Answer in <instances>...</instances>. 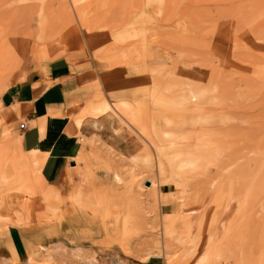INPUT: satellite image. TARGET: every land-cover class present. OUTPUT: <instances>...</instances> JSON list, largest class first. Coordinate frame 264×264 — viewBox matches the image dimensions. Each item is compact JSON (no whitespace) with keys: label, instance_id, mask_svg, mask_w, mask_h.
Returning a JSON list of instances; mask_svg holds the SVG:
<instances>
[{"label":"rangeland","instance_id":"rangeland-1","mask_svg":"<svg viewBox=\"0 0 264 264\" xmlns=\"http://www.w3.org/2000/svg\"><path fill=\"white\" fill-rule=\"evenodd\" d=\"M36 29L46 41L18 45ZM16 46L0 95L32 61L64 57L94 91L75 125L106 113L120 129L79 136L61 189L3 124L0 259L61 246L70 264H264V0H0V54ZM188 86L208 95L184 100Z\"/></svg>","mask_w":264,"mask_h":264},{"label":"crops","instance_id":"crops-1","mask_svg":"<svg viewBox=\"0 0 264 264\" xmlns=\"http://www.w3.org/2000/svg\"><path fill=\"white\" fill-rule=\"evenodd\" d=\"M88 72L84 63L71 64L64 57L32 61L24 80L0 95V121L3 109L10 116L0 122V141L2 126L7 123L11 134L21 137L31 161L41 166L40 173L51 187L67 188L68 176L77 173L74 162L82 154L80 135L89 137L109 131L113 138L109 142L119 138L120 126L113 130L106 114L96 119L86 116L81 126L75 125L77 117L85 114V106L95 104L88 103L94 92ZM76 106L80 107L79 113L72 110ZM94 121L102 125L100 130L94 129ZM20 123H24V128H20ZM86 262L83 264L95 263ZM160 263V258L152 256L145 262L131 264Z\"/></svg>","mask_w":264,"mask_h":264},{"label":"bare ground","instance_id":"bare-ground-1","mask_svg":"<svg viewBox=\"0 0 264 264\" xmlns=\"http://www.w3.org/2000/svg\"><path fill=\"white\" fill-rule=\"evenodd\" d=\"M42 27V25H41ZM44 29V28H43ZM49 29V28H48ZM67 29V28H66ZM56 30V29H55ZM33 31V30H32ZM37 31V29H36ZM61 31V30H60ZM74 31V30H73ZM52 32V30H51ZM63 32V31H62ZM43 31H37L33 34H29L28 36H25L24 39H20L19 43L18 44L19 46H21L22 44L25 45V43L27 42L28 45H26L25 47L26 48H29V47H35L36 45H38V43L42 42L43 39H44V36H42L43 34ZM48 33V32H47ZM54 33V32H53ZM67 33V32H66ZM51 34L49 33V36ZM63 35V34H62ZM48 36V37H49ZM71 37V35H69ZM73 36V35H72ZM43 37V39H42ZM67 37V36H66ZM65 38V37H64ZM46 41V39H44ZM51 42V41H50ZM50 42H47V43H50ZM66 43V41H65ZM45 44V43H44ZM53 44V43H52ZM19 46H16L17 48L13 47H9L6 51V53L3 55L2 53L0 54V68L1 67H8L10 65L12 66H16V64L18 63V58L19 56H21V49H19L18 47ZM49 47V46H48ZM47 47V48H48ZM49 49V48H48ZM50 50V49H49ZM48 50V51H49ZM47 51V52H48ZM51 51V50H50ZM47 55V54H46ZM49 56V55H48ZM53 57V56H52ZM44 58V57H43ZM51 58V57H50ZM20 59V58H19ZM52 60V59H51ZM13 69V67H12ZM10 69V71L12 70ZM12 85V84H11ZM10 85V86H11ZM214 90V89H213ZM207 92L206 91H200V90H197L195 88H190L189 86L184 90V97L182 99L184 100H188L190 102H199L201 101L202 99L205 98ZM208 97V96H207ZM206 97V98H207ZM176 99V98H175ZM174 99V100H175ZM208 99V98H207ZM206 100V99H205ZM177 101V100H175ZM178 103L180 101H177ZM176 102V103H177ZM177 103V104H178ZM102 105V104H101ZM102 111L104 112H108V110H111V107L109 106H104V107H101L100 108ZM101 112V111H100ZM79 113V112H78ZM106 114V113H105ZM7 116V115H6ZM4 117V116H3ZM99 117V116H98ZM2 122V121H1ZM82 122H79L78 123V126H81ZM118 126H120L117 121H113L112 123V129L113 130H116L118 128ZM102 128V125H100V123L98 122H95L94 123V129L95 130H100ZM167 135V134H166ZM12 141V140H11ZM129 159L131 158L132 160L135 161L134 157H132L131 155L127 154ZM1 159V157H0ZM2 160V159H1ZM131 160V161H132ZM10 163V162H9ZM194 163V161L192 159H186V161H183L182 164L178 167V169H183L187 166H190ZM9 168V166H8ZM6 167L5 171H7L8 169ZM18 171V170H17ZM4 172V171H3ZM8 172V171H7ZM7 172H4L3 174H7ZM29 173V172H28ZM25 174V173H23ZM22 174V175H23ZM12 175V174H11ZM3 179V178H2ZM5 180V178H4ZM0 211H2L3 213H1L2 215H0V218L2 219H6L7 218V215H6V211H5V208L4 207H1L0 208ZM182 240V238H179L178 241L180 242ZM43 247V246H42ZM41 247V248H42ZM45 249H41V252L44 254L42 259L41 260H37V263L38 264H70L72 262H74V257L73 256H70L68 254H66V251L63 247L61 246H58V247H54V249H49V248H46L44 247ZM125 249V246L123 247ZM94 260V256H92V259H90L89 262H93ZM207 261V254L206 253H202L199 255V257L197 258V260L194 262V264H205V262ZM31 262V261H30ZM113 264H126V259L125 257H116L113 259ZM33 263V262H32ZM0 264H18L15 260H11V259H8V258H1L0 259Z\"/></svg>","mask_w":264,"mask_h":264},{"label":"built area","instance_id":"built-area-1","mask_svg":"<svg viewBox=\"0 0 264 264\" xmlns=\"http://www.w3.org/2000/svg\"><path fill=\"white\" fill-rule=\"evenodd\" d=\"M20 128H24V123H21L20 124Z\"/></svg>","mask_w":264,"mask_h":264}]
</instances>
